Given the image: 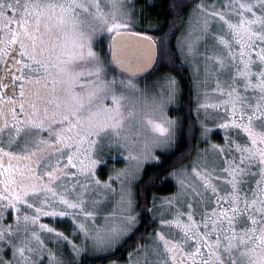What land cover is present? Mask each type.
I'll return each mask as SVG.
<instances>
[{
    "label": "snow or ice",
    "instance_id": "obj_1",
    "mask_svg": "<svg viewBox=\"0 0 264 264\" xmlns=\"http://www.w3.org/2000/svg\"><path fill=\"white\" fill-rule=\"evenodd\" d=\"M140 3L0 0V264H264V0Z\"/></svg>",
    "mask_w": 264,
    "mask_h": 264
},
{
    "label": "trees",
    "instance_id": "obj_2",
    "mask_svg": "<svg viewBox=\"0 0 264 264\" xmlns=\"http://www.w3.org/2000/svg\"><path fill=\"white\" fill-rule=\"evenodd\" d=\"M171 3V0H147V3H144V0H141L140 6L141 7H148L151 5V7L148 10L147 16L150 20L154 22V30L150 31L149 33L158 37L162 34H167L168 33V28L167 25L169 22L173 19V17L169 14L168 9L169 5ZM144 26H147V21L144 22ZM162 30V31H161ZM175 41L173 40L172 43ZM167 43V40H166ZM163 70L170 71L171 69L167 68L166 66H162L160 69H158L155 73L152 75H159V73ZM175 74V73H174ZM184 76L183 83L185 84V89H184V117H188L190 115L189 112V105H190V97L188 95V90H189V84H188V73L184 72L181 73ZM151 75V76H152ZM190 124V120H187L185 122V130H184V136L182 137V140H191L192 137V131L188 127ZM193 143H196L197 141H192ZM180 152H185L187 151V143L181 144L179 148ZM175 157H167L162 158V162L164 163V168L160 167H153L151 164L146 167V171L144 173L145 177H154L157 174L160 176V180L157 182L156 186L154 188L149 189V192H156L157 189H159V194H162L167 191H173L174 187L172 184L166 183L165 186H169V188L165 189V186H162V183L165 180V176L167 175V171L164 169H169L170 170V163L172 160H174ZM161 160V159H160ZM187 161H185L186 163ZM169 194V193H168ZM149 223L148 220L144 221L145 226ZM128 249L125 247H121L115 254L109 257H104V256H99L95 258H88L86 264H101L103 261L108 260V259H120L126 255Z\"/></svg>",
    "mask_w": 264,
    "mask_h": 264
},
{
    "label": "rangeland",
    "instance_id": "obj_3",
    "mask_svg": "<svg viewBox=\"0 0 264 264\" xmlns=\"http://www.w3.org/2000/svg\"><path fill=\"white\" fill-rule=\"evenodd\" d=\"M148 34H150V33H148ZM151 35H152V34H151ZM165 71H167V70H163V71H161V72L159 73V75H160L162 72H165ZM159 75L148 76V77L146 78L145 82L150 84V83H151L153 80H155ZM184 98H185V95H184ZM184 98L179 102V104H175V105H170V106H169V108H168V110H167V114H168L170 117H172V118H176L177 116L184 117V108H183V107H184V104H183V102H184ZM191 114L194 115V114H195L194 111H193ZM214 142H217V143L221 142V140H220V136H219V135L216 136ZM196 143H198V141H197ZM162 158H165V156H164V155H161V156H160L161 161H162ZM186 163H187V162H186ZM148 165H150V164H146V165H145V168H146ZM116 166H117V167H122L123 164H117ZM166 177H167V175L165 176V179H166ZM165 184H166V182H165V180H164V182L162 183V186L164 187ZM167 188H169V186H165V189H167ZM173 191H175V188H174ZM171 192H172V191H170V192L167 191V192H164V193H162V194H160V195H168V193L170 194ZM95 257H99V256H90V257H88V258H95ZM113 260H119V259H116V258H114V259H108V260L103 261L101 264H111V262H112Z\"/></svg>",
    "mask_w": 264,
    "mask_h": 264
}]
</instances>
